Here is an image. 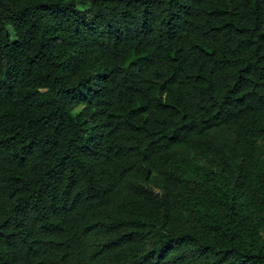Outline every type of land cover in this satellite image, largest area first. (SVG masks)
Instances as JSON below:
<instances>
[{"label": "trees", "instance_id": "obj_1", "mask_svg": "<svg viewBox=\"0 0 264 264\" xmlns=\"http://www.w3.org/2000/svg\"><path fill=\"white\" fill-rule=\"evenodd\" d=\"M0 264H264V0H0Z\"/></svg>", "mask_w": 264, "mask_h": 264}, {"label": "rangeland", "instance_id": "obj_2", "mask_svg": "<svg viewBox=\"0 0 264 264\" xmlns=\"http://www.w3.org/2000/svg\"><path fill=\"white\" fill-rule=\"evenodd\" d=\"M77 7H78V9H82V8H85V7H86V5H85V4H82V3H80V4H78V5H77Z\"/></svg>", "mask_w": 264, "mask_h": 264}]
</instances>
